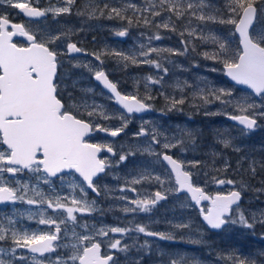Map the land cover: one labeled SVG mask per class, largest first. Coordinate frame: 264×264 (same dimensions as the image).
I'll return each mask as SVG.
<instances>
[{"label":"snow or ice","instance_id":"6c2138e0","mask_svg":"<svg viewBox=\"0 0 264 264\" xmlns=\"http://www.w3.org/2000/svg\"><path fill=\"white\" fill-rule=\"evenodd\" d=\"M40 5L41 0H0V7L18 9L19 14L29 18L27 24L15 23L6 12L0 14V204L28 205L26 219L46 226L47 230L30 231L18 226L19 221L13 216L4 215L0 218V264H119L115 252L152 251V242L146 239L139 243L134 233L202 246L206 241L199 229L196 235L192 234L191 219L166 221L168 229L165 231H154L135 222V214L150 213L159 202L167 200L169 194L179 197L183 192L190 194V200L209 229L227 230L229 226L239 225L255 234L257 226L264 227V208L247 213L241 208L246 191L264 194V180L260 181V187L250 183L258 170L264 172V160L242 157L237 161L235 171L247 173L248 180L220 178L205 172V184L210 177V182L217 186H232L227 193L212 194L205 187L195 186L193 173L186 170V163L197 167L200 161L184 162L169 154L172 149H179L181 153L187 151L188 143L195 145L194 134L182 128L169 135L156 126L145 127L147 121L132 133L134 140L140 142L129 143L127 147L122 145L118 160L113 162L102 157L101 153L116 156L117 152L110 142H90L93 134L105 133L113 138L125 134L131 114L152 110L148 101L153 97L121 93L117 83L109 80L102 68L94 70L89 64L77 62L72 67L94 71V79L111 93L109 99L123 111L117 109V115L95 102L78 103L71 92L66 101L64 93L68 86L64 79L67 73L62 71L61 56L89 55L71 40L72 35L84 29L39 27L49 17L59 24L61 17L72 15L85 22L120 21L121 26L114 28L113 34L121 38L127 37L132 27L149 30L155 27L158 31L154 33H140L147 44L140 42L134 51L105 48L90 54L100 65L104 57H114L125 68L129 64L153 67L157 75L146 77L145 89L163 84L169 73L165 61L173 63L171 57L196 52L199 46L196 41L200 45L211 44V50L199 54L221 64L224 74L235 85L246 86L249 94L237 97L232 89L217 87L202 79L197 84L188 81L177 84L182 93L179 97L163 92L161 95L168 102V111H182L180 106L189 102L197 111L203 109L205 116L224 115L242 126L241 134L247 135L264 126L261 123L264 122V0H223L222 6L213 0H141V3L134 0H47L46 6ZM33 24L37 27H32ZM212 25L230 26V29L226 35L220 34ZM159 30L179 36L182 47L153 46V41L166 38ZM18 37L23 38V43L17 41ZM232 37H236L235 44ZM75 84L74 81L72 87ZM185 88L192 89L190 99L183 94ZM213 104L221 107L210 110ZM113 119L120 121L118 126L96 122ZM234 139L227 131L218 133L219 143L238 152L240 148L234 145ZM138 154L155 159L132 174L119 187L120 195L113 197L124 202L118 210L133 215V220L123 227L89 226L83 218L103 210L97 207L96 200H89L87 190L101 195L97 178ZM245 160L247 169L243 167ZM157 166L164 169L163 175L156 171ZM231 168L227 160L222 168L213 164V172L226 174ZM68 175H78V180L69 184L67 193H62L53 181L60 180L63 184ZM153 183L159 186L157 190L150 193L145 190L143 195L136 187ZM41 184L49 190L45 191ZM112 191L105 186V195ZM128 192L135 193V197L128 196ZM205 201L208 202L206 207L203 206ZM32 208L37 211L33 212ZM19 215L24 218V214ZM184 230L188 235L177 239L176 233ZM117 234L120 238H115ZM125 236L132 242L125 243ZM142 260L141 255L132 264H141ZM221 261L223 264H264V251L248 255L227 251L217 256V264ZM161 264H206V261L176 251L161 252Z\"/></svg>","mask_w":264,"mask_h":264},{"label":"rangeland","instance_id":"374dc122","mask_svg":"<svg viewBox=\"0 0 264 264\" xmlns=\"http://www.w3.org/2000/svg\"><path fill=\"white\" fill-rule=\"evenodd\" d=\"M136 3H141V0H134ZM41 4L46 6L47 0H41ZM43 6V7H44ZM7 13L9 15L10 19H17L19 17V14L17 12V9H12L7 6L0 7V14ZM63 19L60 21L59 24H56V28H83V31H78L75 35L71 36L74 38L73 42H81L83 40L82 37L76 38L80 33L84 34H93L94 32H99L100 34L103 33L105 37H102L101 35V41H110L112 44H116L119 46L120 50H123L125 52L128 51H134L140 42H143L147 44V40L140 37V33L144 32L139 30L138 32L133 33V35L129 32V35L127 37H117L113 34V29L116 27H119L121 25L107 22L105 21H93L88 22L84 20H74L76 16H63ZM21 23L27 24L28 21L20 20ZM48 26L47 23H42L39 25V27H45ZM32 27H37L36 24H33ZM226 32V31H225ZM147 33V32H145ZM228 31L226 32V34ZM225 34V35H226ZM104 38V39H103ZM110 38V39H108ZM160 41H153V46H158V42ZM231 41L233 44H235L236 37H232ZM196 43L199 45L197 47L196 52L189 51L184 56H174L171 57V60L173 63H168L165 61V66L169 67V75H171L172 79L169 81L164 80L162 84V88H159L164 94L166 93V90L168 91H177V94L181 95L180 89L177 87V84H183L184 81H188L190 84H197L202 79H206L209 83L217 86V87H223L232 89L234 92V95L237 97H243L249 92L240 90L230 84L227 83V81L223 78V66L219 63H216L212 60H206L203 58L202 55L199 53L203 51H209L212 49V45H200L199 41H196ZM180 48L182 47L180 44ZM110 49H115L114 47H110ZM100 51V50H99ZM155 58V54L153 55ZM187 61V63H184ZM64 62L69 63H81V64H89L94 70H99L101 68V65L98 64L95 59H84V58H68L65 59ZM117 67L110 66L108 64L103 63V68L105 73L115 82L117 85H120L122 88H124L128 93H135L136 89L140 87H144V84L146 82V77L148 76H156L157 72H141L136 71L133 68H138L139 66L131 65L127 68H123L122 63H118L117 61H113ZM150 67V66H148ZM73 68V67H72ZM76 72H81L79 79L83 80V82H89L92 80V75H94V71L90 72L87 68L84 67H78L73 68ZM125 69L128 71L125 73ZM212 69H216V71H213ZM124 78V79H123ZM125 83L131 84L133 88H129L126 86ZM156 86V85H155ZM160 86V85H158ZM152 88H155L154 85H151ZM145 88V87H144ZM150 88V86H149ZM87 89H92L91 92H86L89 95H97L99 97H104V94L102 91L99 90L98 87L93 84L90 86L88 84ZM165 89V90H163ZM190 89V88H189ZM188 88L184 89L183 94L184 95H190L192 89L189 90ZM188 94H187V92ZM255 99V98H254ZM106 100V98H105ZM257 100V99H256ZM259 100V99H258ZM257 100V101H258ZM89 104H91V101L87 100ZM98 105L104 106L106 110L109 112H117V108L109 105L108 101L107 103L102 101H94ZM93 103V102H92ZM221 106L218 104H213L210 106V110H217ZM119 113L117 112V115ZM196 115L205 119L207 118V121H204L202 123L200 120V123L198 122L196 118V122L193 124V122H184L180 125V128L188 129L192 132L197 139L200 137V132L203 130H207V152H206V146L203 143L197 144L196 153L198 157L202 158H195L194 160H186V162L189 161H200L201 163L197 167H191V165L187 164V170L191 171L194 176L197 177V181H194L193 183L196 186H204L205 184V171L203 166L206 164L205 156L207 155V172L210 175H217L220 178L227 177V173L223 172H213V164H215L216 168H222L223 162L227 160L230 163L231 157L235 158V161H240L242 157H248L249 159H255L256 161L264 160V126L259 127L256 129V131L251 132L247 135H242L240 132V129L234 126H229L225 120L224 115H216V116H205L203 109L200 111H196ZM108 121V120H103ZM147 121L148 123L145 124V127H152L156 126L159 130L164 132L161 129V125L159 123V119H132L130 120L127 129L125 130V134H122L119 138V140L114 141H108L107 143H112L114 151L117 152L116 158L111 159L108 155L105 157L113 162L118 160V155L120 152L121 146L127 147L129 143H139L140 141L136 140V142L133 141L132 133L137 132L143 122ZM120 121L118 119L111 120L110 126H118ZM264 124V122H261ZM229 133L232 137L235 139L233 140L234 145L238 146L240 148V151H235L233 148H225L221 143L218 142V133L219 132H225ZM170 135V134H169ZM241 136L242 140H239L238 137ZM122 138V139H121ZM240 138V137H239ZM259 138L262 140L260 143L252 146V151L256 153L255 156L251 155V153L244 151L243 144L244 142H252L254 139H257L259 141ZM196 145V144H195ZM159 148H157L158 151ZM200 149V150H198ZM231 154V157L228 155ZM216 154V155H214ZM237 157V160H236ZM155 157H149L146 155H137L135 157H130L129 160L123 164H120L119 166L112 167L109 169L107 174H104L100 181L98 182V187L100 188L101 195L99 197L90 196L88 194L89 200H96L97 207L102 209V212H96L92 216H85L83 220H86L89 224V226L95 224L97 227L101 225L106 226H128L129 221L133 220V215H125L121 211L118 210L119 206L122 205L123 201H118L113 199L114 196H119L120 193L118 191L119 187L125 184L126 180H128L132 174L139 171L141 167L150 161L154 160ZM185 162V161H184ZM248 162L247 160L243 161V163ZM156 171L163 175L164 169L160 166H157ZM242 174L246 177L248 175H245V173L242 171ZM74 175H69L65 177V180L63 184H61L60 180L53 181L54 185L57 187V190L61 191L62 193H67L69 191V184L76 182L78 178ZM228 178V177H227ZM207 183V187H214V193L217 191L221 192H228L232 186L224 185V186H217L214 183L210 182ZM241 180V179H240ZM239 181V180H238ZM105 186H107L108 189H112V192H109L107 195H105ZM41 188H43L45 191H48V186L41 184ZM136 187L140 190V193L146 194L145 190H147L148 193L154 192L159 187L156 184H144V185H136ZM156 188V189H155ZM155 189V190H154ZM78 191V190H77ZM128 196L135 197V193L128 192ZM258 196V199H257ZM176 202L178 204L179 212H177ZM29 206L26 204H19L17 207H11V208H0V218H2L4 215L13 216L15 219L19 221L18 226H23L24 228H27L28 230H47L46 226L37 225L35 221H28L26 219L27 212ZM112 210H109V209ZM241 208L245 210V212H249L250 210H256V209H262L264 208V194H257L254 191H247L244 194L243 202L241 203ZM33 212L37 211V209L32 208ZM50 213V210H49ZM19 214H24V218L21 217ZM188 220L191 219L193 222V235H196V229L200 230V234L203 236V239L206 241V243L202 246L198 245H192L188 243H175L170 241H164L159 239H154L150 237H145L143 234L134 233V236H137L138 242L143 243L144 240H148L152 242V251L151 253H139L136 251V249H132L128 253H120L115 252L114 255L117 256V260L119 264H132V261L135 259H138L141 255L143 256V260L141 261V264H161V252L169 253V252H186L188 255H196L199 256L201 259L206 261V264H217V256L220 253L227 252V251H233V252H240L242 253V249L235 245L228 243L229 241H232L233 235H237L240 237H247L252 238L251 241L255 246L258 247V250L256 253L264 251V227L257 226L255 230V234H252L247 229L241 228L239 225L229 226L227 230H223L219 234H216L212 239H209L208 237V231L205 228V226L202 224L199 218V214L192 211L190 205L188 204V201L183 199H176L175 194H169L168 200L162 204L159 202L153 208V210L150 213H138L135 214V222L145 224L147 225L151 230L154 231H165L168 229V225L165 223L166 221H179V220ZM83 222V221H82ZM112 235V234H110ZM177 239L180 238V236H187L188 231L184 230L183 232H177ZM115 238H120L117 234ZM123 241L125 243H131L132 240L129 239V237L125 236L123 237ZM219 242H223L225 245H228L227 248H222L220 246ZM156 256V259L153 260V257ZM152 257V258H151ZM220 264H223L221 261Z\"/></svg>","mask_w":264,"mask_h":264},{"label":"flooded vegetation","instance_id":"af4514ba","mask_svg":"<svg viewBox=\"0 0 264 264\" xmlns=\"http://www.w3.org/2000/svg\"><path fill=\"white\" fill-rule=\"evenodd\" d=\"M40 6L43 7L44 5L41 4ZM62 19L63 18L61 17L60 18V21ZM11 20L13 22H15V23H21L20 20L28 21V20H24L20 15H19V17L17 19L15 18V19H11ZM46 23L48 24V26L53 27V28H56V24L52 21L51 17H49L47 19ZM86 35L87 34L80 33V35H78L76 38L82 37V36L85 37ZM16 39H17L18 42L23 43L22 40H20L18 38H16ZM162 42L163 41H161L160 43H162ZM76 43H77L78 47H81V48L85 49V47H84L85 41L76 42ZM87 53H89V55L78 54L75 57H77V58H84V59H89V58L94 59V57L92 55H90L91 52H88L87 51ZM68 58L69 57H67V56H61V60L63 62L65 61V59H68ZM184 63H187V61H185ZM98 64H100V63L98 62ZM72 65H73V63H69V62H64L63 63V69H62V71L65 72V73H67V76L64 79V84H66L68 86L66 88V90H65V93H64V98H65L66 101L68 100V95L67 94L69 92H71L72 97L78 103L80 101H82V100H89V101H91V103L94 102V101H98L99 100V101H102V102H105V103H107V101H108V104L109 105H112V106L116 107L114 105V102L109 99L110 96L108 94H106L104 91H102L101 89H98V92H99V90L102 91V93L104 94V97L106 98V100L103 97H99L97 95H89L85 91H83V90L87 89L88 84H90V86L93 85V84H95L93 82V75H92V80H90L87 83L86 82H83V80H80L79 79L81 72H76L72 68ZM101 68H102V70H104L103 65H101ZM156 72H157V70H156ZM109 79L112 82H114L111 78H109ZM171 79H172V77L169 74L164 77V80H166V81H169ZM74 81L76 82V84H75V87H72V84H73ZM117 86H118V90L121 91V93H128L120 85H117ZM154 87L155 88H152L151 85H150V88H148V89H145L144 87H141L139 89V91H138V95L141 98H143L146 95H150V96L153 97V99H151L150 101H148L152 105V110H150L148 113H145V114H143L141 116L131 115L130 120H132V119H136V120L137 119H143V120H145V119H148V118L159 119V123L161 125V129L164 132H166V133H168L170 135L173 132H175L177 129H182V128H180V125L183 124L184 122H186V123L193 122V124H194L196 122V118H197L199 124H201L200 121L202 123H204V121H207V118L206 117H204L205 119H202L200 117V115L199 116L196 115V111L197 110L195 108L191 107V105H190L189 102H186L183 106H180L182 108V111H168L167 110V108H168V102L165 100L164 95H161L162 91L159 88H156L155 85H154ZM163 90H165V89H163ZM135 93H137V92H135ZM165 94L166 95H171V96H176V97H179L180 96L179 94H177V91H174V90H172V91L166 90V93ZM187 94H188V92H187ZM186 96H188L189 99L191 98L190 95H186ZM119 111H121V110L119 109ZM84 118L85 119H88V117L86 115L84 116ZM96 122H99V123H102V124H104L106 126H109V124L111 123V120H108V121L97 120ZM237 128L240 129L241 126H239ZM188 130H189V126H188ZM199 134H200V137H198L196 139V143H195L196 145H193L191 143H188L187 144V151L181 153V151L179 149H172L169 152V154H173L174 155V158H176V159H178L180 161H185V162H186V160H194L195 158H198V159L199 158H202V157H198L197 156V153H196V149L197 148L196 147H197V144L203 143L206 146V152H207V130H203ZM239 137H238V139L239 140H242L241 136H239ZM119 138H120V136L119 137H116V138H113V137H110V136L106 135L105 133H99V132H97V133H94L93 134V136L91 137L90 142H105V143H107L108 141H111V140L112 141L119 140ZM133 141L136 142V140H134V139H133ZM198 150H200V149H198ZM158 151H163V149L162 148H159ZM107 155L111 159H115L116 158V156H113L110 153H106V152L105 153H101V156L104 157V158ZM251 155L255 156V154L253 152L251 153ZM229 156L231 157V154H229ZM204 158L206 160V164H204L201 167L204 168V171L205 172H207V155ZM236 160H237V157H236ZM230 164L232 165V168L227 172V177L228 178H231V179H234V180H237V181L240 180V179H242V178L244 179L245 176L242 174V172L237 173L235 171V169L237 167V162L234 161V160H232L230 162ZM243 165H244V163H243ZM186 170H187V164H186ZM102 176H100L99 178H97V181H96L97 185H98V182L100 181V179L102 178ZM205 179H206V177H205ZM54 181H57V180L54 179ZM194 181H197V177L196 176H194V178H193V182ZM200 187H205V190L206 191H208V192H210L212 194H215L214 193V190H213L214 187H207V184H204V186H200ZM87 191H88V194L90 196L99 197L95 193H93L91 190H87ZM224 193H227V192L224 191ZM175 197H176V199H183V200L188 201V204L190 205L192 211L199 214L198 208H196L194 206V204L191 202V200L189 199V197L186 194H180L179 197H177L175 195ZM167 200L161 201L160 203L164 204ZM19 204L20 203H17L15 205L12 204V206H3V207H0V208H11V207H14V206L17 207ZM175 205H176L175 208H177V212H179V208H178L179 206H178L177 202H176ZM203 206H205V207L208 206L207 205V201L206 202H203ZM116 258H117V256H116ZM160 258H161V256H160ZM155 259H156V256L153 257V260H155Z\"/></svg>","mask_w":264,"mask_h":264},{"label":"trees","instance_id":"16d2710c","mask_svg":"<svg viewBox=\"0 0 264 264\" xmlns=\"http://www.w3.org/2000/svg\"><path fill=\"white\" fill-rule=\"evenodd\" d=\"M213 2L217 5H220L222 6V3H223V0H213ZM75 16V15H74ZM160 18H157V20H159ZM74 20H82L80 17H77L74 18ZM106 19H99L98 21H105ZM93 21H96V20H90L88 22H93ZM107 22H111V23H115V24H118V25H121V22L120 21H117V20H106ZM212 27L220 34H226L227 31H229L230 29V26H225V25H212ZM139 30L141 31H144V32H156L158 31L155 27L151 28L150 30L149 29H146V28H137V27H132L130 29V33L133 34L136 32H138ZM160 31V34L166 38H164V40H168L169 44L168 45H165V47H177L175 45L177 41L180 40V37L171 33V32H165L164 30H159ZM226 31V32H225ZM101 35L102 37H105V35L103 33H99V32H96L95 34L93 35H86V37H84V41H85V47L88 48V49H95L96 51H99V50H104L105 48H110V47H114L115 49H120L119 46H111L107 43H105L104 41H101ZM74 38H72L73 40ZM104 39V38H103ZM91 47V48H90ZM163 47V46H162ZM107 62L108 65L110 66H114V67H117V65L113 62V61H117L114 57H104ZM119 68V67H117ZM124 67H121L120 69L122 70ZM135 69V68H133ZM135 70H140L139 68H136ZM128 70L125 69V73L127 72ZM124 79V78H123ZM208 136H207V141H208ZM262 140L259 138V141L257 139H254L252 142H244V151H250V153H252V146L253 145H256L258 143H260ZM264 143V141H263ZM254 153V152H253ZM256 155V153H254ZM233 160V157H231L230 159V162ZM244 169H247L248 167V163L245 162L244 165H243ZM245 173V172H244ZM245 175H248L247 173H245ZM244 180H248V177H244ZM261 180H264V172H261L258 170V173H257V176L250 180V183L254 186V187H260V181ZM247 192V191H246ZM245 194V193H244ZM216 234L214 233H210L208 232V237L209 239H212L214 241V236ZM235 237V235L233 236ZM241 239H234V243H236L241 249H242V254L244 255H248L249 253L251 254H256L257 250H258V247L255 246L253 244V242L251 241L252 238H247V237H240ZM215 242V241H214ZM220 243V246L224 249V248H227L228 249V245H225L223 242H219ZM228 243L231 244H234L232 241H229Z\"/></svg>","mask_w":264,"mask_h":264},{"label":"water","instance_id":"95a60500","mask_svg":"<svg viewBox=\"0 0 264 264\" xmlns=\"http://www.w3.org/2000/svg\"><path fill=\"white\" fill-rule=\"evenodd\" d=\"M18 12H19V10H18ZM22 16H23V14H21ZM23 18H25V19H27V20H29V18H27V17H25V16H23ZM18 39H20V40H22L23 41V38H19L18 37ZM75 55H78V54H73V56H75ZM224 77L232 84V85H234V86H236V87H239V88H241V89H243V90H246V91H249L250 92V90L249 89H247L246 88V86H242V85H235V83L233 82V81H231V79L229 78V77H227L225 74H224ZM94 81L103 89V90H105L109 95H111V93L108 91V90H106V89H104L103 88V86L99 83V82H97L95 79H94ZM256 98V97H255ZM258 99V98H257ZM115 104V103H114ZM116 105V104H115ZM118 108H119V106L118 105H116ZM123 110V109H122ZM149 111H146V112H142V113H134L135 115H142V114H144V113H148ZM132 115V114H131ZM228 120V119H227ZM229 122H231V123H233V124H235L236 125V123L235 122H233V121H231V120H228ZM78 176V175H77ZM181 194H186L188 197H189V199H190V194L189 193H187V192H183V193H181ZM192 202V201H191ZM206 202V201H205ZM193 204H194V202H192ZM207 204H208V202H207ZM1 205H9V204H0V206ZM197 208V207H196ZM200 220L202 221V219H201V217H200ZM202 223L204 224V222L202 221ZM205 226H206V224H204ZM207 227V226H206ZM208 228V227H207ZM209 229V228H208ZM210 231H213V232H218V231H220V230H212V229H209ZM150 238H153V237H150Z\"/></svg>","mask_w":264,"mask_h":264},{"label":"bare ground","instance_id":"6f19581e","mask_svg":"<svg viewBox=\"0 0 264 264\" xmlns=\"http://www.w3.org/2000/svg\"><path fill=\"white\" fill-rule=\"evenodd\" d=\"M205 139V138H204Z\"/></svg>","mask_w":264,"mask_h":264}]
</instances>
